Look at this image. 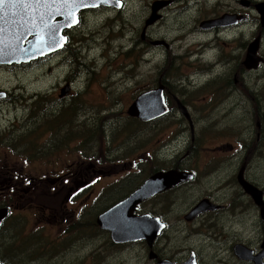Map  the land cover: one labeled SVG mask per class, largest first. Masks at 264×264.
Returning <instances> with one entry per match:
<instances>
[{
    "label": "flooded vegetation",
    "instance_id": "obj_1",
    "mask_svg": "<svg viewBox=\"0 0 264 264\" xmlns=\"http://www.w3.org/2000/svg\"><path fill=\"white\" fill-rule=\"evenodd\" d=\"M106 1L80 9L76 23L62 30L61 50L48 56L68 52L72 36L79 28L83 51L94 53L91 63L107 58L99 68L103 72V66H109L107 76L112 88L133 76L136 81L145 80L138 94H129L130 103L138 95L161 87L164 101L171 103L168 113L174 108L173 102H184L193 122L183 150L187 155L171 158L167 168L161 164L158 167L153 158L148 157L147 149L132 157L131 153L111 151L114 146L118 148L115 133L113 146L106 149V155H101L95 129H85L76 120L82 108L80 95L73 92L76 90L73 81L78 79L83 67L76 62L79 66L61 82L69 85L68 93L62 95L60 91L58 95L69 98L68 108L60 116L46 120L47 131L50 129L44 138L47 157H39L42 145H33L35 150L26 152L30 157L23 158L13 152L14 147L7 152L0 148V184L5 183L0 186V208L4 207V201L10 202L6 207L8 216L0 224V264H113L115 258V264H184L191 258L196 264H264V217L261 214L262 209L264 212V184L245 175L249 162L264 157V142H260L263 125L255 124L258 137L251 145L240 141L223 142L217 148L221 154L219 172L210 173L207 167L214 164L204 157L210 153V148L200 147L196 116L186 103L190 98L207 103L230 100L232 92L238 91L237 86L244 83V72L251 71L245 65V56L248 45L255 39L259 41L257 55L261 58L258 67L264 63L261 53L264 24L257 8L264 0H134L139 1L138 7L128 5L133 0ZM97 13L103 14V18L87 26L88 16ZM254 22L256 25L251 27ZM245 31L251 32L246 40ZM155 54L162 56L155 60ZM149 61H155L159 69L165 65L171 67V73L165 79L157 78L154 86H147ZM19 66L16 61L1 63L0 84H3L2 73L16 74ZM137 66L139 68L135 69ZM233 69L236 72L231 78ZM208 72L213 74L207 76ZM2 88L0 86V92L4 94L0 95V102L9 101V90ZM101 95L102 92L98 93ZM47 101L49 107L56 104L51 99ZM130 103L125 110L129 121L146 125L147 121L127 113ZM180 119L186 121L182 116ZM1 120L10 119L2 115ZM15 121H11L12 127ZM131 129L125 126L119 132L131 141ZM224 130L229 131V127ZM71 132L75 133L74 137ZM14 137L16 135L10 134L4 140ZM139 137L144 143L137 149H142L147 143L144 131H140ZM28 138L35 139V135ZM230 151H234L235 156L224 158ZM241 153L244 164L236 174L222 176L223 170L237 164ZM202 157L207 161L201 163ZM242 168L243 179L260 193L255 194L256 198L238 179ZM165 171H175L184 177L171 188L142 200L133 210L135 216L149 215L158 220L153 221L156 224L153 231L146 234L142 231L129 239L117 238L112 227L99 221L102 213L125 199L150 176ZM132 177L140 178L134 186L128 185ZM203 179L209 184L216 181L214 189L201 190L199 196L190 200L189 196ZM129 187L135 188L126 195L122 192L116 196ZM218 191H221L219 198ZM181 194L185 195L179 201L182 209L172 217L155 201L170 195L174 199L169 205L173 206ZM200 203H205L203 210L191 214ZM253 209L258 222L254 220ZM85 215L94 217L83 221ZM12 218L15 220L10 221ZM256 230L258 237L253 238Z\"/></svg>",
    "mask_w": 264,
    "mask_h": 264
},
{
    "label": "rangeland",
    "instance_id": "obj_2",
    "mask_svg": "<svg viewBox=\"0 0 264 264\" xmlns=\"http://www.w3.org/2000/svg\"><path fill=\"white\" fill-rule=\"evenodd\" d=\"M137 4H139V1L135 2L133 0L128 5L138 7ZM102 18L103 14L101 13L92 14L86 19V25H95ZM251 24V27H254L256 22ZM78 30L79 28L75 30L72 36L73 41L68 52L61 51L49 58H42L43 60L39 59L30 64L20 65L16 70V74L12 71L1 74L3 84H0V86L3 87V90H9L10 100L0 102V116L5 115L10 120L0 121V148L7 152L11 151L10 147H14L13 152L23 158L30 157L26 152L34 151L33 145H42V153L39 157H47L44 146L46 140L44 138L45 135L50 133V129L47 131L46 120L53 119L49 118L50 116H60L68 108L69 98L58 97L61 88L65 85L61 84V82L65 79V76L70 75L71 71H75V68L79 66L76 62H79L83 67H81L78 79L73 81L76 88L73 92L80 95L82 109L77 113L76 120L85 129H95L94 133L97 136V144L101 150V155H106V149L113 146L112 135L115 133L118 136L116 143L118 148L114 146L111 151L127 155L131 153L130 157H132L133 154L147 149L148 157L153 158L154 164L158 165V167L161 164L163 168H167L169 167L168 161L171 158L176 155L178 157L185 156L186 153L183 150L187 145L190 131L187 122L180 119L182 115L177 110L176 103L173 102L174 108H171L170 113L146 125L134 120L129 121L125 115L126 107L130 103L129 94L131 92L138 94L145 85V80L136 81L133 76L127 78L119 87L112 88L109 85L110 78L107 76L109 66L105 64L103 72L99 68L103 61H107V58H99L96 63H91L94 53L86 54L83 51L81 47L82 41H79L81 39V31ZM250 33L245 31V40L250 38ZM261 53L264 54V42ZM161 56L162 54H155L154 59H160ZM137 68L139 67H135V69ZM89 69H91L90 74L88 73ZM147 72V86H154L157 78L165 79L171 73V67L165 65L159 69L158 66H155V61H149ZM235 72V69L230 71L231 78L234 77ZM211 74L213 73H206L207 76ZM243 79L244 83L237 86L238 91L232 92L230 100H212L213 102L207 103L204 100L190 98L186 102L191 106L196 116L198 124L196 133L200 137V147L210 148V153L204 156L209 158L208 161L214 164L207 167L211 169L210 173L219 172L221 154L217 148L223 142L234 143L240 141L247 145L256 142L258 129L255 124L257 122L263 125L260 142H264V107H262L264 103V63L256 70L244 72ZM73 80H75V77ZM101 92L102 95L98 96V93ZM49 99L55 101L56 104L49 107L47 101ZM225 109H228V111L223 113ZM121 111H123V114L117 115ZM15 114L17 119H15ZM13 120H16V125L12 127L11 121ZM125 126L132 128L131 141L126 138L124 133L119 132ZM224 127H229V131H225ZM140 131H144L147 143L142 149H137L141 148L144 143L140 142ZM10 134H14L16 137L4 140ZM70 134L72 137L75 136L74 132ZM28 135H35V139H29ZM88 149L92 151L91 148ZM259 151L261 152V147ZM114 154L119 155L118 153ZM200 155L203 156L202 151ZM242 155L243 153L238 157L236 165L223 170L221 175L236 174L240 165L244 164ZM234 156V151H230L227 152L224 158H232ZM201 159V163L207 161L203 157ZM249 163L250 166L247 164L249 169L245 172V175L251 178L253 176V179L259 184H264V157L260 156L259 160ZM139 180V177H132L128 180V185L134 186ZM215 184L216 181L209 184L203 179L201 185L196 187L189 199L194 200L200 195L201 190L214 189ZM4 185L5 183L0 184L1 187ZM132 189L130 187L122 189L116 193V196L122 195V192H125L126 195ZM216 195L219 198L221 191L216 192ZM184 196V194H181L178 202L173 206L169 205L174 199L170 195L158 197L155 201L161 203L163 209L168 210V214L172 217L182 209L179 201L183 200ZM9 204L10 202L4 201V207L2 208L9 207ZM252 211L254 220L258 222L256 211L254 209ZM154 213L159 214L158 211ZM92 216L94 217V215H85L83 221H91ZM14 220L13 218L10 219V221ZM252 237H258V230L255 231ZM116 262L117 258L112 260L113 264Z\"/></svg>",
    "mask_w": 264,
    "mask_h": 264
},
{
    "label": "water",
    "instance_id": "obj_3",
    "mask_svg": "<svg viewBox=\"0 0 264 264\" xmlns=\"http://www.w3.org/2000/svg\"><path fill=\"white\" fill-rule=\"evenodd\" d=\"M98 1L100 0H14V3L0 4V63L28 62L59 50L64 43L62 30L76 23L77 12L80 9ZM257 8L261 14V22L264 24V3H260ZM258 46V39L248 45L245 57V65L248 69L257 68L261 60L257 55ZM61 92L66 94L68 86L62 88ZM178 108L187 119L190 128L193 129L187 108L181 102L178 103ZM166 112L168 108L163 100L162 88L139 95L127 110L129 115L145 121L159 117ZM183 177V174L175 171L153 174L125 199L103 213L99 221L104 224L108 223L112 230L121 232H126L130 229L129 227L135 230L137 227L135 224L141 222L158 221L149 215L135 216L133 214L135 206L155 193L171 188ZM238 179L244 189L256 198L255 194L259 192L243 179V168L238 172ZM204 206L205 203H200L191 214L203 210ZM261 214L264 217L263 209ZM7 215L8 209L1 208L0 224ZM149 230H154V226L146 232ZM126 237L129 236L126 235ZM158 264L173 263L159 262ZM184 264L196 263L191 258Z\"/></svg>",
    "mask_w": 264,
    "mask_h": 264
},
{
    "label": "snow or ice",
    "instance_id": "obj_4",
    "mask_svg": "<svg viewBox=\"0 0 264 264\" xmlns=\"http://www.w3.org/2000/svg\"><path fill=\"white\" fill-rule=\"evenodd\" d=\"M0 3H3V0H0Z\"/></svg>",
    "mask_w": 264,
    "mask_h": 264
}]
</instances>
